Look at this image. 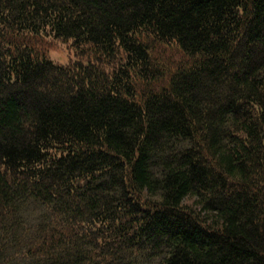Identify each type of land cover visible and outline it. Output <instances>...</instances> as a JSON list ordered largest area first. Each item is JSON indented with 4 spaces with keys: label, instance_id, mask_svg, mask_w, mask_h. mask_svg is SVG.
Here are the masks:
<instances>
[{
    "label": "trees",
    "instance_id": "trees-1",
    "mask_svg": "<svg viewBox=\"0 0 264 264\" xmlns=\"http://www.w3.org/2000/svg\"><path fill=\"white\" fill-rule=\"evenodd\" d=\"M0 264H264V0H0Z\"/></svg>",
    "mask_w": 264,
    "mask_h": 264
},
{
    "label": "rangeland",
    "instance_id": "rangeland-1",
    "mask_svg": "<svg viewBox=\"0 0 264 264\" xmlns=\"http://www.w3.org/2000/svg\"><path fill=\"white\" fill-rule=\"evenodd\" d=\"M45 48L47 49L48 58L54 62V64L58 63L60 65H67L73 62V56L70 54V50L67 48L65 44L57 45L56 42H50L45 44ZM69 50V51H68Z\"/></svg>",
    "mask_w": 264,
    "mask_h": 264
}]
</instances>
